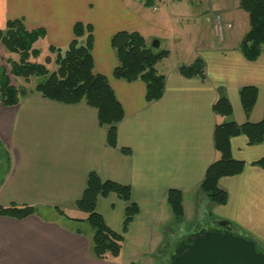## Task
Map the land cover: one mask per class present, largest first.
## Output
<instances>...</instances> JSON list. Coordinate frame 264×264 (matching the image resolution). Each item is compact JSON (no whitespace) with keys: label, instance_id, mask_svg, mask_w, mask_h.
Masks as SVG:
<instances>
[{"label":"crops","instance_id":"1","mask_svg":"<svg viewBox=\"0 0 264 264\" xmlns=\"http://www.w3.org/2000/svg\"><path fill=\"white\" fill-rule=\"evenodd\" d=\"M226 4L216 3L223 17L231 13ZM144 7L133 9L124 0H0V29L8 21L22 20L28 30H45L36 47L66 49L75 39L77 23L91 25L94 72L108 79L125 112L118 125V146L112 148L98 111L84 103L67 105L36 93L13 107L0 103V145L7 154L0 207L14 203L35 209L23 220L0 216V264H142L155 252L152 236H159L160 226L174 218L167 202L171 190L183 194L185 219L190 212L196 223L206 218L228 222L264 247V168L253 165L264 158V143L250 145L245 136L233 138V158L246 167L240 175L219 181V188L228 193L227 204L215 206L199 198L206 173L219 156L214 135L217 124L225 121L213 111L219 96L230 100L237 124L264 119V50L249 62L238 49L240 42L209 47L200 55L205 80L184 78L178 72L181 66L167 70L159 63L158 70L166 76L165 92L159 101L147 103L143 82L114 77L118 61L111 46L116 33L139 31L146 24ZM246 87L258 90L248 118L240 99ZM91 173L130 187L132 202L140 208L115 260L93 256L87 214L76 206ZM128 205L112 194L99 199L97 211L111 230L122 234Z\"/></svg>","mask_w":264,"mask_h":264},{"label":"trees","instance_id":"2","mask_svg":"<svg viewBox=\"0 0 264 264\" xmlns=\"http://www.w3.org/2000/svg\"><path fill=\"white\" fill-rule=\"evenodd\" d=\"M241 10L249 15V30L239 44V51L249 62H255L264 50V0H237ZM43 29L28 30L22 20L8 21L4 29H0V46L9 53L20 57L19 62L10 61V70L0 65V103L5 107L19 104L20 99L36 93L45 99L67 105L86 104L98 111L99 123L108 130V145L118 146V125L124 120V109L109 84L108 79L94 72L92 55L94 34L91 25L77 23L74 27L75 39L66 49L50 47L49 52L55 56L56 70L51 72L46 64L52 63L50 56L45 64L31 61L38 59L41 51L36 48L39 40L45 38ZM111 46L117 57L118 65L114 77L128 83L141 81L146 86V101H159L165 92L166 76L157 66L169 52L153 48L147 44L139 31H121L111 39ZM178 72L187 79H206V65L197 58L189 65L179 67ZM13 78H43L30 93L12 83ZM258 90L246 87L240 90V99L247 118L257 102ZM214 114L225 121L217 124L214 144L218 153L217 160L209 167L204 181L199 188V198L206 199L215 206L226 205L228 193L219 188V181L224 177H233L243 173L246 164L233 158L231 140L235 137H247L250 145L264 143V119L259 123L247 121L239 125L232 120L233 108L226 95H221L213 106ZM125 154L130 151L123 149ZM253 165L264 168V158ZM116 195L128 203L125 210L122 234L109 228L104 217L97 211L100 198ZM168 205L177 223L185 219L183 194L171 190L167 198ZM79 210L87 214L86 222L93 229L92 254L98 260H115L124 248V234L128 232L140 208L132 202V190L112 181L102 180L96 173L88 177L86 189L81 200L76 203ZM35 214L29 206L11 204L0 207V216L23 220ZM78 234L82 232L77 230ZM255 240L258 247H264L249 234H242Z\"/></svg>","mask_w":264,"mask_h":264},{"label":"rangeland","instance_id":"3","mask_svg":"<svg viewBox=\"0 0 264 264\" xmlns=\"http://www.w3.org/2000/svg\"><path fill=\"white\" fill-rule=\"evenodd\" d=\"M126 4L137 8L145 5L141 11L146 24L139 30L147 44L152 45L155 41L162 43L161 50H166L169 55L161 61V67L170 70L182 65H189L197 58H201L203 52L211 48H227L233 43L241 42L249 30V15L240 9L237 0H227L226 8L231 11L229 16L223 17L217 11V0H165L160 3L158 0H124ZM154 7L158 11H154ZM221 17V21L216 19ZM41 51L38 59H31L40 64H45L46 58L50 56L52 63L46 64L53 72L56 70L54 64L55 56L45 49L44 45L36 47ZM20 57L9 53L0 46V65L10 70L9 62H19ZM14 86L25 90L27 93L34 90L35 86L43 81V78H31L29 81L23 78H13ZM6 150L0 145V176L6 167ZM189 210V209H188ZM188 212L187 218L182 223H177L175 218H170L166 224L160 226L159 236H152L154 239L155 252L152 257L148 256L142 264H164L160 260V251L166 246L167 239L171 238L182 228L183 231L195 230L196 220ZM88 231L93 234V229L86 225ZM158 228V226H157ZM169 234V235H168ZM158 235V234H155ZM177 242H171L169 248L164 252V259L170 250L174 249ZM160 255V256H159Z\"/></svg>","mask_w":264,"mask_h":264},{"label":"water","instance_id":"4","mask_svg":"<svg viewBox=\"0 0 264 264\" xmlns=\"http://www.w3.org/2000/svg\"><path fill=\"white\" fill-rule=\"evenodd\" d=\"M160 41L152 47L160 48ZM225 231H201L176 250L171 264H264V250L255 240L234 233L230 223L221 222ZM230 229V230H229Z\"/></svg>","mask_w":264,"mask_h":264},{"label":"flooded vegetation","instance_id":"5","mask_svg":"<svg viewBox=\"0 0 264 264\" xmlns=\"http://www.w3.org/2000/svg\"><path fill=\"white\" fill-rule=\"evenodd\" d=\"M221 222L219 221H215V220H210L209 218L206 219H201L198 221V223H196V225L194 226L196 229L193 231H183L182 228H178V231H176L175 234L173 235H169L171 236V238L167 239L168 241L166 242V246L163 247L162 251H160V260H162V262L164 264H171L172 262V258L174 257L176 250L178 249V247H180L183 244H187L189 243L188 240L189 238H192L195 235H198L201 231H210V232H214V231H225L227 227H222ZM230 229L232 232L234 233H239L235 230V228H233L232 226H230ZM229 229V230H230ZM175 241L177 242L176 245L174 246V249L170 250V252L167 254L166 258L164 259V252L167 248H169L171 242Z\"/></svg>","mask_w":264,"mask_h":264},{"label":"built area","instance_id":"6","mask_svg":"<svg viewBox=\"0 0 264 264\" xmlns=\"http://www.w3.org/2000/svg\"><path fill=\"white\" fill-rule=\"evenodd\" d=\"M216 19L221 21V17L220 16H216Z\"/></svg>","mask_w":264,"mask_h":264}]
</instances>
